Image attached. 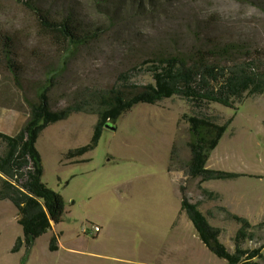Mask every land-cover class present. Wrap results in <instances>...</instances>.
<instances>
[{"label": "rangeland", "instance_id": "1", "mask_svg": "<svg viewBox=\"0 0 264 264\" xmlns=\"http://www.w3.org/2000/svg\"><path fill=\"white\" fill-rule=\"evenodd\" d=\"M75 2L88 19L103 25L106 33L63 60L61 49L40 30L25 6L15 0H0V31L14 37V50L23 70L13 77L0 51V133L14 135L22 129L30 116L26 99H36L37 88L63 61V69L52 77L54 87L48 95L54 110L85 91L111 87L129 62L132 65L145 56L170 54L180 46L190 49L207 44L200 42L219 39L250 46L264 54V0H153L150 12L124 11L116 18L91 11L92 0ZM140 2L146 9L149 7L148 0ZM255 112L264 116L260 101L243 104L235 115L230 109L218 108L220 123L235 116L220 143L249 146L248 135H253L251 115ZM185 113L188 109L177 97L153 105L137 104L113 127L103 129L93 150L73 160H68L66 154L90 143L97 117L72 113L47 126L36 143L42 157L41 181L63 196L62 221L34 239L30 256L24 258L26 242L17 221L18 211L10 201H0V264H88L90 254L99 252L113 259L96 264H123L115 258L132 260L134 264H157L169 251L167 243L177 235L171 233V226L181 220L177 216L180 201L175 184L180 174L170 171L169 165L173 148L179 144V157L183 167H188L190 153L185 143L191 135L182 119ZM186 178L182 174L179 185L185 186L186 196L195 195L194 180ZM100 221L104 228L102 225L96 238L82 233ZM234 224H219L226 244L232 240L233 233L228 230ZM55 233L76 252H51L49 243ZM257 235L263 239L253 241L250 248L264 242V232ZM17 239L22 245L13 252Z\"/></svg>", "mask_w": 264, "mask_h": 264}, {"label": "trees", "instance_id": "2", "mask_svg": "<svg viewBox=\"0 0 264 264\" xmlns=\"http://www.w3.org/2000/svg\"><path fill=\"white\" fill-rule=\"evenodd\" d=\"M15 1L25 6L40 30L56 48L61 49L63 60L74 50L96 42L106 33L103 25L86 17L75 0ZM152 1L148 0L147 9L140 0H92L90 5L91 11L116 18L124 11L127 14L150 12ZM220 41L200 42L198 44H207L194 45L190 49L180 46L170 54L145 56L132 65L129 62L111 87L85 91L63 108L54 110L50 107L48 95L54 87L52 77L63 69V61L56 72L37 88L36 99H26L30 116L22 129L14 135L0 133V201H10L18 211L17 221L23 228L26 242L25 254L34 239L62 221L65 211L63 196L41 181L43 166L36 147L37 139L47 126L67 119L72 113L95 115L97 121L90 143L68 151V160L80 158L93 150L103 129L113 127L137 104L153 105L177 97L188 109L182 119L191 135V140L185 143L190 159L188 167H183L180 146L175 145L169 170L182 172L188 181L230 177L228 173L205 169L210 152L232 122L231 117L220 123L222 118L217 109H230L235 114L248 99L264 96V54L250 46ZM14 45V37L0 31L2 60L8 72L16 78L23 70ZM184 187L179 185L180 213L193 224L211 252L228 264H264V254L261 253L264 242L259 248H244L247 243L263 239L257 234L264 232V221L251 226L236 215L225 216L221 221L239 225L232 240L234 253H230L220 240L221 229L212 226L200 211L202 201L212 199L213 195L202 192V199L191 202ZM21 245V240L17 239L13 252H17ZM49 249H58L57 235L51 237Z\"/></svg>", "mask_w": 264, "mask_h": 264}, {"label": "crops", "instance_id": "3", "mask_svg": "<svg viewBox=\"0 0 264 264\" xmlns=\"http://www.w3.org/2000/svg\"><path fill=\"white\" fill-rule=\"evenodd\" d=\"M258 101H260L264 109V96L248 99L245 103L254 102L255 104ZM234 115H232V122L235 118ZM251 116L253 118L251 119L250 128L253 130V135H248L251 144L244 147L235 145L228 147L223 146L219 142L216 148L210 152L205 164L206 170L228 173L230 177L225 179H208L205 181L197 178L193 182V189H196V193L195 195H192V193L190 194L191 196L189 195L191 202L202 199V192H208L213 195L212 199L202 201L200 211L212 226L221 229L220 240L230 253H234L235 247L232 240L235 233L239 230V225L234 224L231 230L227 229L233 235L231 242L226 244L222 240L224 234L223 226L219 225L223 217L228 214L236 215L243 218L251 226H257L260 222L264 221V116L257 112ZM233 135L234 131L231 136ZM177 173L180 175L175 184L177 197L180 201L179 183L182 174L180 172ZM222 210H225V213ZM177 216L181 219L180 225L173 224L171 226V233H177V235L172 243H167L169 251L159 258L157 264H228L227 261L217 257L209 250L200 239L193 224L180 213V209ZM102 225L104 228V224ZM55 226L52 225L51 230L55 229ZM105 226H108L110 230L109 223ZM54 235L58 237V249L51 252H58L61 249L76 252L75 249L65 246L58 234L55 233ZM250 244L247 243L244 248L255 249L261 245L256 244L250 248ZM32 248L31 244L28 253L25 254L24 251V256H30ZM104 248L108 249L106 245ZM104 248H100L99 250ZM261 253L264 254V246L261 249ZM90 255L92 256V260L88 261V264H96L99 261H112L113 259V256L108 255V253L99 252L91 253ZM115 260L122 261L123 264H134V261L128 259L115 258Z\"/></svg>", "mask_w": 264, "mask_h": 264}, {"label": "built area", "instance_id": "4", "mask_svg": "<svg viewBox=\"0 0 264 264\" xmlns=\"http://www.w3.org/2000/svg\"><path fill=\"white\" fill-rule=\"evenodd\" d=\"M102 230V223L101 222H96L92 225H90V227L88 229H83V233L87 234L91 237H95L98 235V233H100Z\"/></svg>", "mask_w": 264, "mask_h": 264}]
</instances>
